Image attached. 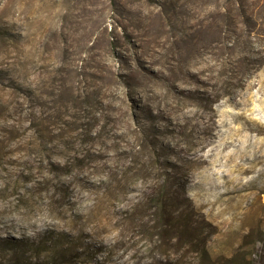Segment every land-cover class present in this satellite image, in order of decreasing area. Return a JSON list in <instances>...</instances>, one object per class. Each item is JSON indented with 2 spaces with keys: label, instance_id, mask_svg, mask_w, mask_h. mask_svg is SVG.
Instances as JSON below:
<instances>
[{
  "label": "rangeland",
  "instance_id": "obj_1",
  "mask_svg": "<svg viewBox=\"0 0 264 264\" xmlns=\"http://www.w3.org/2000/svg\"><path fill=\"white\" fill-rule=\"evenodd\" d=\"M262 151L264 0H0V264H264Z\"/></svg>",
  "mask_w": 264,
  "mask_h": 264
},
{
  "label": "trees",
  "instance_id": "obj_2",
  "mask_svg": "<svg viewBox=\"0 0 264 264\" xmlns=\"http://www.w3.org/2000/svg\"><path fill=\"white\" fill-rule=\"evenodd\" d=\"M174 218L177 228L181 230L182 233H185V235L190 233L189 235L191 237L194 235V237H192L194 240L190 238L189 244L192 245V247L193 245L194 247L196 246V248H190L193 253H196V258L198 259L196 264H210L209 252L205 245L204 237H202L201 232H199L198 226L192 224L191 220L183 212H179ZM170 225L172 226L171 223ZM171 226L169 228H171Z\"/></svg>",
  "mask_w": 264,
  "mask_h": 264
},
{
  "label": "bare ground",
  "instance_id": "obj_3",
  "mask_svg": "<svg viewBox=\"0 0 264 264\" xmlns=\"http://www.w3.org/2000/svg\"><path fill=\"white\" fill-rule=\"evenodd\" d=\"M262 155H264V153H263V151L257 156L258 158L260 157V156H262ZM252 161V160H251ZM241 166V165H240ZM242 167V166H241ZM242 169V168H241ZM243 170H244V168H243Z\"/></svg>",
  "mask_w": 264,
  "mask_h": 264
}]
</instances>
